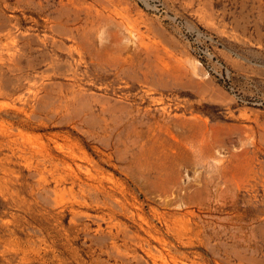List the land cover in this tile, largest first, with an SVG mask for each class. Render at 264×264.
Here are the masks:
<instances>
[{
	"label": "rangeland",
	"instance_id": "1",
	"mask_svg": "<svg viewBox=\"0 0 264 264\" xmlns=\"http://www.w3.org/2000/svg\"><path fill=\"white\" fill-rule=\"evenodd\" d=\"M0 264H264V0H0Z\"/></svg>",
	"mask_w": 264,
	"mask_h": 264
}]
</instances>
